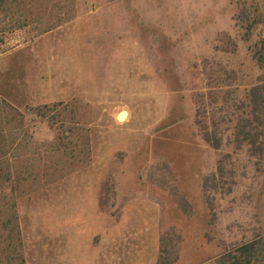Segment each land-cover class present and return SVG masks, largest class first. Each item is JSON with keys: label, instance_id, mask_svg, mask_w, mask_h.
<instances>
[{"label": "rangeland", "instance_id": "374dc122", "mask_svg": "<svg viewBox=\"0 0 264 264\" xmlns=\"http://www.w3.org/2000/svg\"><path fill=\"white\" fill-rule=\"evenodd\" d=\"M60 1L69 20L0 43V97L69 102L90 136L74 171L17 190L26 264H210L264 228V158L232 143L234 105L264 81V0ZM243 14L261 21L248 41Z\"/></svg>", "mask_w": 264, "mask_h": 264}, {"label": "trees", "instance_id": "16d2710c", "mask_svg": "<svg viewBox=\"0 0 264 264\" xmlns=\"http://www.w3.org/2000/svg\"><path fill=\"white\" fill-rule=\"evenodd\" d=\"M60 2L0 0V43L6 34L24 30L29 25L34 24L36 30L43 33L69 20L72 14L69 11L61 13ZM238 18L245 24L244 39L248 41L261 21L247 14ZM251 52V59L264 73L263 37L253 43ZM245 100L234 105L241 115L233 125L232 143L236 148L245 146L249 154L262 159L264 81L261 77L249 84ZM26 115L32 116L30 123ZM36 119L46 122L55 133L51 142H38L34 138L35 130L30 127ZM217 125L203 134V139L215 149L219 148L221 138ZM89 154L90 136L79 125L77 106L69 102H49L30 107L26 114L0 97V264H26L18 213L19 187L27 181L54 182L88 160ZM160 242L159 261L169 252L164 242ZM210 264H264V228L224 251Z\"/></svg>", "mask_w": 264, "mask_h": 264}, {"label": "bare ground", "instance_id": "6f19581e", "mask_svg": "<svg viewBox=\"0 0 264 264\" xmlns=\"http://www.w3.org/2000/svg\"><path fill=\"white\" fill-rule=\"evenodd\" d=\"M124 114H125V112H124ZM122 118V114L121 115H119V119H121Z\"/></svg>", "mask_w": 264, "mask_h": 264}, {"label": "water", "instance_id": "95a60500", "mask_svg": "<svg viewBox=\"0 0 264 264\" xmlns=\"http://www.w3.org/2000/svg\"><path fill=\"white\" fill-rule=\"evenodd\" d=\"M122 112H126L125 110H123Z\"/></svg>", "mask_w": 264, "mask_h": 264}]
</instances>
